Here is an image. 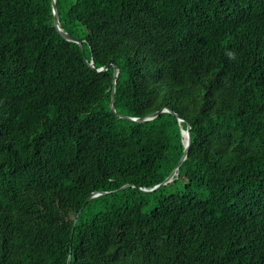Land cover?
Wrapping results in <instances>:
<instances>
[{
	"label": "trees",
	"instance_id": "1",
	"mask_svg": "<svg viewBox=\"0 0 264 264\" xmlns=\"http://www.w3.org/2000/svg\"><path fill=\"white\" fill-rule=\"evenodd\" d=\"M56 8L0 0V264H264V0Z\"/></svg>",
	"mask_w": 264,
	"mask_h": 264
},
{
	"label": "water",
	"instance_id": "2",
	"mask_svg": "<svg viewBox=\"0 0 264 264\" xmlns=\"http://www.w3.org/2000/svg\"><path fill=\"white\" fill-rule=\"evenodd\" d=\"M52 7H53V14H54V25L56 27V29L58 30V32L63 36V38H65L66 40L68 41H71V42H75L77 44H79V46L81 47V49L83 50V42L77 38H74L72 37L70 34H68L67 32H65L63 30V28L61 27L60 25V20H59V15H58V12H57V8H56V0H52ZM90 66L94 69V66L92 63H90ZM110 66H113L114 68H116L115 66V63L114 61H111L110 64H108L107 66H105L104 68L102 69H99L98 71L101 72L103 70H107ZM110 107H111V111L118 117V118H124L128 121H131V122H136V123H143V122H146V121H150V120H153L155 119L156 117H158L162 112H171L170 110L168 109H163V110H160L152 115H150L149 117L147 118H132V117H125V116H122L120 114H118L116 112V106H115V87L113 89V92H112V98H111V102H110ZM183 120L181 118H179V122H182ZM191 127L190 125L188 124L187 125V129L186 130H182V135L184 137V132L187 133V141L186 143H184L185 145V151H184V155L182 156L179 164L177 165V167L175 168V170L172 172V174L160 185L154 187L153 189H150V190H144L145 192H154L156 191L158 188H160L161 186H164V185H167L169 184L170 182L173 181V178L176 176L177 174V170L179 169V167L182 165L183 161L186 159L187 155H188V152H189V149H190V145H191V141H192V138H191ZM126 187H123L122 189H125ZM106 194V192H99V193H94L92 194L86 201V203L92 201L94 198L100 196V195H104ZM78 216L79 214L76 216L75 218V221H74V225L76 224L77 220H78Z\"/></svg>",
	"mask_w": 264,
	"mask_h": 264
},
{
	"label": "bare ground",
	"instance_id": "3",
	"mask_svg": "<svg viewBox=\"0 0 264 264\" xmlns=\"http://www.w3.org/2000/svg\"><path fill=\"white\" fill-rule=\"evenodd\" d=\"M186 141H187V133L184 132V143H186Z\"/></svg>",
	"mask_w": 264,
	"mask_h": 264
}]
</instances>
